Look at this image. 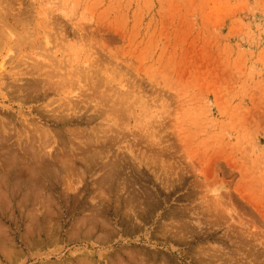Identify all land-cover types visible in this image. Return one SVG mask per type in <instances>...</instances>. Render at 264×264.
Wrapping results in <instances>:
<instances>
[{"label":"rangeland","instance_id":"obj_1","mask_svg":"<svg viewBox=\"0 0 264 264\" xmlns=\"http://www.w3.org/2000/svg\"><path fill=\"white\" fill-rule=\"evenodd\" d=\"M0 264H264V0H0Z\"/></svg>","mask_w":264,"mask_h":264},{"label":"bare ground","instance_id":"obj_2","mask_svg":"<svg viewBox=\"0 0 264 264\" xmlns=\"http://www.w3.org/2000/svg\"><path fill=\"white\" fill-rule=\"evenodd\" d=\"M89 148H91V147H89ZM36 153H37V152H36ZM34 154H35V152H34ZM37 154H38V153H37ZM42 156H43V155H42ZM42 156H41V157H42ZM31 157H32V159H33V158L36 157V156H34V157L31 156ZM41 157H40V158H41ZM44 157H46V155H45ZM55 157H56V156H55ZM37 158H39V157H37ZM42 159H43V158H42ZM46 159H47V161H49V159H48L47 157H46ZM54 159H55V158H54ZM59 159H60V158H59ZM18 160H19V159H18ZM43 160H44V159H43ZM4 161H5V160H4ZM33 161H34V160H33ZM47 161H45V162H47ZM58 161H59V160H58ZM58 161H57L56 163H59ZM62 161H63V160H62ZM6 162H7V161H6ZM16 162L18 163V161H16ZM17 163H16V165H17V167H18L19 164H17ZM19 163H20V161H19ZM22 163H24V162H22ZM42 163H44V161H43ZM39 164H40V163H39ZM39 164H38V163L35 164V162H34V165H37V166H38ZM45 164H46V163H45ZM51 164H53V162H51ZM65 164H66V163H65ZM16 165H15V166H16ZM21 165H23V164H21ZM21 165H19L20 168H22ZM42 165H43V166H42ZM47 165H48V164H47ZM49 165H50V164H49ZM49 165H48L47 167H49ZM54 165H55V164H54ZM7 166H9V168H10L12 165H11V164H8ZM13 166H14V165H13ZM40 166H41V167H44V166H46V165L41 164ZM55 166H56V165H55ZM55 166H52V167H55ZM34 167H35V166H34ZM47 167H46V168H47ZM50 167H51V166H50ZM32 168H33V167H32ZM55 168H56V167H55ZM7 169H8V168H7ZM12 169H14V167H13ZM10 170H11V169H10ZM18 170H19V169H18ZM12 171H13V170H12ZM16 171H17V170H16ZM31 171H32V173H33L34 171H37V167L34 169V171H33V170H31ZM48 171H49V170H48ZM7 172H9V171H7ZM6 176H7V175H6ZM7 177H8V176H7ZM30 178H31V177H30ZM28 179H29V178H28ZM29 180H30V179H29ZM30 181H31V182L33 181L32 178H31ZM31 182H30V183H31ZM26 184H27V182H26ZM102 205H103V204H102ZM100 207H101V206H100ZM95 211H96V210H95ZM98 211H99V210H98ZM97 213H98V212H97Z\"/></svg>","mask_w":264,"mask_h":264}]
</instances>
